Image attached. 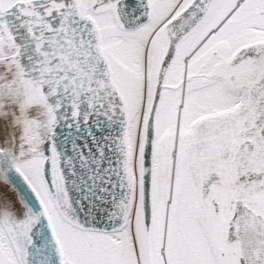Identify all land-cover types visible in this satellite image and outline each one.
<instances>
[{"label":"snow or ice","instance_id":"obj_1","mask_svg":"<svg viewBox=\"0 0 264 264\" xmlns=\"http://www.w3.org/2000/svg\"><path fill=\"white\" fill-rule=\"evenodd\" d=\"M0 264H264V0H0Z\"/></svg>","mask_w":264,"mask_h":264}]
</instances>
